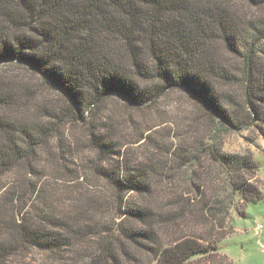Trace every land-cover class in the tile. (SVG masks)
<instances>
[{
  "label": "trees",
  "instance_id": "16d2710c",
  "mask_svg": "<svg viewBox=\"0 0 264 264\" xmlns=\"http://www.w3.org/2000/svg\"><path fill=\"white\" fill-rule=\"evenodd\" d=\"M263 32L264 0H0V264L87 239L84 264H234L259 168L222 145L264 140ZM171 94L194 109L166 127Z\"/></svg>",
  "mask_w": 264,
  "mask_h": 264
},
{
  "label": "rangeland",
  "instance_id": "374dc122",
  "mask_svg": "<svg viewBox=\"0 0 264 264\" xmlns=\"http://www.w3.org/2000/svg\"><path fill=\"white\" fill-rule=\"evenodd\" d=\"M191 101L179 95H168L162 100L157 107V110L164 109L165 117L164 121L171 127L170 122L183 121L184 116L190 111H193ZM132 112L135 116L140 117L141 112L132 111L131 109H125L121 106H117L116 113L123 115ZM157 113V111H156ZM152 120L154 119V113H152ZM161 119V118H160ZM125 118H116L119 122L118 135L125 132L122 130L123 122ZM157 121V120H156ZM137 145H134L136 147ZM222 151L225 153L246 154L253 155L259 171L256 182L259 185L261 196L259 199L248 202L244 208V205L240 203L232 208L230 218L228 222L229 234L219 242L218 249L221 254L226 255L234 264H264V140L258 135L256 130L249 129L241 132L229 133L225 136ZM139 152V150H138ZM82 156H89V153L84 152ZM75 163L80 165L79 159H74ZM70 167H74L70 165ZM50 175L59 179L56 181V185L53 187L61 194L66 188L61 180L60 168L57 164H54L49 168ZM13 179V178H12ZM55 179V180H56ZM52 182V180H50ZM100 185V184H98ZM259 224L262 226L261 233L255 235V226ZM95 240L87 239L83 243L77 244V247L71 249L67 254L70 259L74 257L73 262L68 264H84V260L87 261V256L94 250L92 245ZM6 264H66L63 260L54 259L47 253H40L35 250H30L24 256H15L8 260Z\"/></svg>",
  "mask_w": 264,
  "mask_h": 264
},
{
  "label": "water",
  "instance_id": "95a60500",
  "mask_svg": "<svg viewBox=\"0 0 264 264\" xmlns=\"http://www.w3.org/2000/svg\"><path fill=\"white\" fill-rule=\"evenodd\" d=\"M263 38H264V32L253 42V44H252V46H251V49H250V55H249V63H250V61H251V59H252V55H253V51H254V48H255V46L258 44V43H260L262 40H263ZM249 70H250V66H249V69H248V72H249ZM83 119H81V121H82ZM241 130H243V129H241Z\"/></svg>",
  "mask_w": 264,
  "mask_h": 264
},
{
  "label": "built area",
  "instance_id": "2783aa9c",
  "mask_svg": "<svg viewBox=\"0 0 264 264\" xmlns=\"http://www.w3.org/2000/svg\"><path fill=\"white\" fill-rule=\"evenodd\" d=\"M261 230H262V226L259 225V224H257V225L255 226V230H254L255 235H256V236L259 235V234L261 233Z\"/></svg>",
  "mask_w": 264,
  "mask_h": 264
},
{
  "label": "snow or ice",
  "instance_id": "6c2138e0",
  "mask_svg": "<svg viewBox=\"0 0 264 264\" xmlns=\"http://www.w3.org/2000/svg\"><path fill=\"white\" fill-rule=\"evenodd\" d=\"M5 55V52L0 50V57H3Z\"/></svg>",
  "mask_w": 264,
  "mask_h": 264
}]
</instances>
